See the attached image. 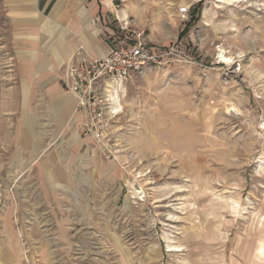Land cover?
I'll use <instances>...</instances> for the list:
<instances>
[{
	"label": "rangeland",
	"instance_id": "rangeland-1",
	"mask_svg": "<svg viewBox=\"0 0 264 264\" xmlns=\"http://www.w3.org/2000/svg\"><path fill=\"white\" fill-rule=\"evenodd\" d=\"M108 2L119 39L141 35L162 64L115 91L109 146L84 136L93 152L61 160L63 185L26 168L1 114L0 0V264H264V0Z\"/></svg>",
	"mask_w": 264,
	"mask_h": 264
},
{
	"label": "crops",
	"instance_id": "crops-1",
	"mask_svg": "<svg viewBox=\"0 0 264 264\" xmlns=\"http://www.w3.org/2000/svg\"><path fill=\"white\" fill-rule=\"evenodd\" d=\"M1 8L13 61L1 114L19 138L14 151L29 161L26 168L44 170L47 183L68 184V166L61 160L72 154L78 160L93 150L76 112L77 97L65 83L67 70L78 64L80 49L102 57L130 41L115 33L114 4L108 0H1Z\"/></svg>",
	"mask_w": 264,
	"mask_h": 264
},
{
	"label": "built area",
	"instance_id": "built-area-1",
	"mask_svg": "<svg viewBox=\"0 0 264 264\" xmlns=\"http://www.w3.org/2000/svg\"><path fill=\"white\" fill-rule=\"evenodd\" d=\"M181 13H188V8H182ZM140 37L127 45L112 46L102 57L80 49L76 53L78 64L69 66L66 73V86L78 100L77 115L84 118V136L96 139L105 147L110 141L105 142L110 120L116 115L110 87L122 86L133 76L162 64L163 55Z\"/></svg>",
	"mask_w": 264,
	"mask_h": 264
},
{
	"label": "bare ground",
	"instance_id": "bare-ground-1",
	"mask_svg": "<svg viewBox=\"0 0 264 264\" xmlns=\"http://www.w3.org/2000/svg\"><path fill=\"white\" fill-rule=\"evenodd\" d=\"M110 1H113V0H110ZM218 2H222L223 4L225 3H239L241 2V0H217ZM121 16V18L125 19L126 18V14L124 12L120 13L119 14ZM241 56V55H240ZM236 58V57H235ZM239 58V57H238ZM241 58V57H240ZM219 59H220V62L222 64H231L233 62V58L232 57H228L226 51L223 50V48L219 49ZM120 87L122 88L121 85H115L113 87H110L112 88L114 91L112 90H109V95L111 96L113 102H114V112L115 114H119L122 110V107H121V103H120V99H119V96H118V92H115V91H118L120 90ZM125 90V89H124ZM123 91V90H122ZM121 91V92H122ZM178 121V120H177ZM179 123V122H178ZM176 124V122H175ZM176 128H177V125H175ZM263 129H264V126H263ZM174 130V129H173ZM177 137V136H176ZM174 139V138H173ZM176 139V138H175ZM174 139V140H175ZM178 139V138H177ZM195 139V138H194ZM172 141V140H171ZM196 145V144H195ZM182 146V145H181ZM187 149H189L190 151L193 149V146H194V143L192 142H189L188 144L184 145ZM197 146V145H196ZM178 147V146H177ZM197 148V147H196ZM194 148V149H196ZM179 149V148H178ZM175 150V149H173ZM181 151V149H179ZM184 150V148H183ZM182 150V151H183ZM177 151V150H176ZM192 153V152H191ZM177 160V159H176ZM262 164L264 165V162H262ZM140 195L142 194V191L138 192ZM169 252H173V251H181V249H179L178 247H170L168 249ZM264 254V253H263ZM263 260H264V257H263Z\"/></svg>",
	"mask_w": 264,
	"mask_h": 264
},
{
	"label": "trees",
	"instance_id": "trees-1",
	"mask_svg": "<svg viewBox=\"0 0 264 264\" xmlns=\"http://www.w3.org/2000/svg\"><path fill=\"white\" fill-rule=\"evenodd\" d=\"M202 2H203V1H201V3H200V4H202Z\"/></svg>",
	"mask_w": 264,
	"mask_h": 264
}]
</instances>
